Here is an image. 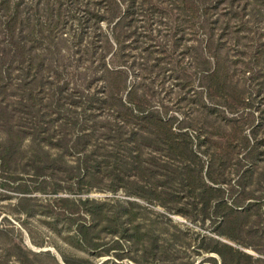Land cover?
I'll return each instance as SVG.
<instances>
[{"label": "rangeland", "instance_id": "374dc122", "mask_svg": "<svg viewBox=\"0 0 264 264\" xmlns=\"http://www.w3.org/2000/svg\"><path fill=\"white\" fill-rule=\"evenodd\" d=\"M14 244L264 264V0H0V264Z\"/></svg>", "mask_w": 264, "mask_h": 264}, {"label": "trees", "instance_id": "16d2710c", "mask_svg": "<svg viewBox=\"0 0 264 264\" xmlns=\"http://www.w3.org/2000/svg\"><path fill=\"white\" fill-rule=\"evenodd\" d=\"M192 10H193V12H197L198 10H196L195 8H194V6H195V4L192 2ZM106 95H107V93H106ZM80 202H81V200H80ZM220 205H227L228 206V203L227 202H224V203H219L218 204V206H220ZM228 208L231 210V213H233L234 211V209H233V207H229L228 206ZM233 211V212H232ZM236 213H238V211H235ZM234 212V213H235ZM225 219H226V222H227V220H229V215H228V217L226 216L225 217ZM76 235H77V237H78V239H80L81 241H83V236H82V232H81V230L80 229H78L77 231H76ZM227 237L228 238H230V239H232V240H235L234 239V237L232 236V235H229V234H227ZM237 240V239H236ZM238 242H240L239 240H238ZM240 244H242V245H244V246H247V247H251V248H253V249H255V250H258V252H260L259 251V249H257L258 247L255 245V244H250V243H247V242H241ZM12 246H15V247H19V251H20V254L19 253H11V255L13 254V256L14 257H16V258H18V261L20 262V263H24V260L22 261V258L23 259H27L28 257H27V254H28V250H25V248L24 247H20V245L18 246H16L15 244L14 245H12ZM223 246V248L224 249H222V251L221 250H219L218 249V247H215V248H211L210 250L211 251H215V252H218L220 255H221V257H222V264H238L237 262H238V258L239 257H241V256H246L247 258H249L250 260L251 259H253V257L251 256V255H249V254H246L245 252H243L241 249H239V248H234V247H231V246H229L228 244H223L222 245ZM24 253V254H23ZM36 254V253H35ZM231 255L232 257H231V259L229 258V259H227V255ZM23 255H24V257H23ZM53 259L55 260V262L56 263H58V261H57V259H56V257L55 256H53ZM63 261L65 262V264H73L69 259H67V257H63ZM60 264V263H59Z\"/></svg>", "mask_w": 264, "mask_h": 264}, {"label": "water", "instance_id": "95a60500", "mask_svg": "<svg viewBox=\"0 0 264 264\" xmlns=\"http://www.w3.org/2000/svg\"><path fill=\"white\" fill-rule=\"evenodd\" d=\"M63 262V261H62ZM63 264H65L64 262H63Z\"/></svg>", "mask_w": 264, "mask_h": 264}]
</instances>
